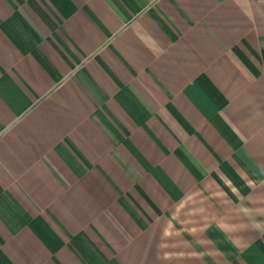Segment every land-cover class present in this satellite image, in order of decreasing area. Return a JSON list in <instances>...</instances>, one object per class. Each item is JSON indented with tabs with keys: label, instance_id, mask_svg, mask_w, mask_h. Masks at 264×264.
I'll return each instance as SVG.
<instances>
[{
	"label": "crops",
	"instance_id": "crops-1",
	"mask_svg": "<svg viewBox=\"0 0 264 264\" xmlns=\"http://www.w3.org/2000/svg\"><path fill=\"white\" fill-rule=\"evenodd\" d=\"M0 264H264V0H0Z\"/></svg>",
	"mask_w": 264,
	"mask_h": 264
}]
</instances>
